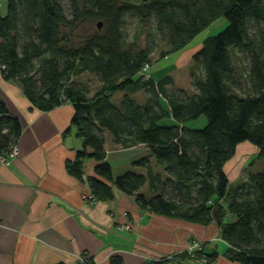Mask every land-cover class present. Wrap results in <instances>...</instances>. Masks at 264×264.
Returning <instances> with one entry per match:
<instances>
[{
    "label": "trees",
    "instance_id": "trees-1",
    "mask_svg": "<svg viewBox=\"0 0 264 264\" xmlns=\"http://www.w3.org/2000/svg\"><path fill=\"white\" fill-rule=\"evenodd\" d=\"M2 2L1 75L17 81L40 110L73 106L71 126L82 148L67 169L86 181L90 197L110 201L116 189L135 195L142 210L215 224L227 260L264 264V165L255 168L256 161L264 160V0H68V14L59 0ZM129 18L139 26L131 40ZM221 18L226 27L203 39L193 55L201 78L192 82V93L174 88L169 75L158 80L146 76L143 68L151 69L159 45L160 59L176 54ZM231 50L247 64L244 69ZM84 72L101 84L92 96L72 82ZM138 92L146 95L145 102L136 99ZM200 119L203 125L194 127ZM21 131L20 120L0 97V156ZM105 132L115 144L146 146L164 176L145 157L133 166L145 168L147 175L128 171L114 177L105 161ZM242 142L255 145L258 156L234 184L224 166ZM88 158L97 162L89 177L83 174ZM147 182L153 197L141 192ZM205 245L194 258L181 252L147 264H188L201 258L212 264L218 253ZM110 264L123 261L114 256Z\"/></svg>",
    "mask_w": 264,
    "mask_h": 264
},
{
    "label": "crops",
    "instance_id": "crops-1",
    "mask_svg": "<svg viewBox=\"0 0 264 264\" xmlns=\"http://www.w3.org/2000/svg\"><path fill=\"white\" fill-rule=\"evenodd\" d=\"M137 94L136 99L145 102L146 95ZM0 97L22 126L17 154L0 164V264H81V254L97 264H110L114 256L123 264H147L181 253L191 240L217 237L215 224L203 226L142 210L135 195L116 189L112 200L88 203L89 185L67 169L82 148L71 126L73 106L40 110L31 105L18 82L4 80L1 71ZM105 152L114 177L128 171L147 175L145 168L133 166L145 157L154 170L146 146L115 144L106 132ZM96 165L85 159L84 176L93 175ZM141 192L148 198L155 194L149 182ZM124 224L130 229L117 230Z\"/></svg>",
    "mask_w": 264,
    "mask_h": 264
},
{
    "label": "rangeland",
    "instance_id": "rangeland-1",
    "mask_svg": "<svg viewBox=\"0 0 264 264\" xmlns=\"http://www.w3.org/2000/svg\"><path fill=\"white\" fill-rule=\"evenodd\" d=\"M65 10V12L69 13V2L68 0H59ZM6 13V4L5 2H2V5L0 6V14L5 15ZM227 25V22L224 18L219 19L215 23H213L209 28H207L205 31H203L201 34H199L192 43L185 48L184 50L172 54L164 59H160L159 57V50L162 45H159L157 50L154 52V54L151 57V69L148 72V75H151L156 80L161 79L163 76L169 75L173 78L174 81V88H181L183 90H186L188 93L193 92L192 82L195 80H199L201 78L200 69H198V66L193 61V55L200 49V44L203 39L209 36H213L218 34L220 31H222ZM127 29V36L128 39L131 40L136 36V32L139 31L138 23L129 18L126 25ZM147 34H143L140 38V45L141 47H144V39L146 38ZM151 44V43H150ZM231 56L235 63L241 67H246V63L242 64L240 62V56L237 55L236 51L231 50ZM72 82H74L75 86H78L88 92L89 96H92L93 93L100 87V82L98 81V78L90 72H84L79 75H75L72 77ZM137 94V93H136ZM138 94H142V92H138ZM138 94L136 96H138ZM141 96V95H140ZM121 97V94H117L114 97V101H118ZM203 119H200V121L195 122L193 124L194 127H200L203 125ZM253 147L256 148V151L253 150ZM258 156V148L249 143V142H242L237 146L236 154L235 156L227 163L226 169L228 171V176L230 182L234 181L235 184L239 178L244 177L246 175L245 171L248 167H245V162H247L249 159L253 161L257 160ZM250 162V163H251ZM256 169H261V166L264 165V160L256 161ZM255 162V163H256ZM249 163V164H250ZM254 163V164H255ZM253 164V165H254ZM252 166V165H250ZM264 167V166H263ZM156 172L161 173V171H158L157 168H154ZM161 175L164 176V173ZM236 179V180H235ZM193 243H196V245H193ZM206 244V245H205ZM205 245L207 250L216 249L218 256L214 263L212 264H234L227 260L225 256L223 255L225 251V244L224 242L219 238V231L217 232V237L213 238L209 241H203L198 242L191 240L188 243V246L182 251L186 252L188 255H191L192 258H194L197 250H201L202 247ZM172 257V256H169ZM189 262L188 264H205L206 261L204 259H193V260H187Z\"/></svg>",
    "mask_w": 264,
    "mask_h": 264
},
{
    "label": "built area",
    "instance_id": "built-area-1",
    "mask_svg": "<svg viewBox=\"0 0 264 264\" xmlns=\"http://www.w3.org/2000/svg\"><path fill=\"white\" fill-rule=\"evenodd\" d=\"M1 2L2 0H0V5H1ZM143 71L144 73L146 74V76L148 77V72H149V66L148 65H145L144 68H143ZM18 152V147H17V143H13L10 147H9V151L4 154V155H1L0 156V164H5L7 163L8 159L14 155H16ZM87 202L88 203H93L94 200L92 199V197H89V199H87ZM130 229V225L129 224H124V225H120V226H117V230H129ZM193 245H196V243H193ZM169 258V257H168ZM78 261L81 263V264H97L95 263L94 261L90 260L88 258L87 255L85 254H81L79 257H78Z\"/></svg>",
    "mask_w": 264,
    "mask_h": 264
},
{
    "label": "water",
    "instance_id": "water-1",
    "mask_svg": "<svg viewBox=\"0 0 264 264\" xmlns=\"http://www.w3.org/2000/svg\"><path fill=\"white\" fill-rule=\"evenodd\" d=\"M102 23L101 22H97V28L100 29L101 28Z\"/></svg>",
    "mask_w": 264,
    "mask_h": 264
}]
</instances>
